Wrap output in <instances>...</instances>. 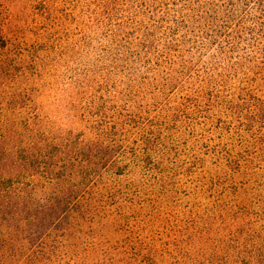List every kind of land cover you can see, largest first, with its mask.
I'll return each mask as SVG.
<instances>
[{"label":"trees","instance_id":"16d2710c","mask_svg":"<svg viewBox=\"0 0 264 264\" xmlns=\"http://www.w3.org/2000/svg\"><path fill=\"white\" fill-rule=\"evenodd\" d=\"M69 3L85 130L0 154V264H264V0Z\"/></svg>","mask_w":264,"mask_h":264},{"label":"rangeland","instance_id":"374dc122","mask_svg":"<svg viewBox=\"0 0 264 264\" xmlns=\"http://www.w3.org/2000/svg\"><path fill=\"white\" fill-rule=\"evenodd\" d=\"M0 14L6 41L0 75V154L11 170L22 156L66 133L85 130V121L80 120L81 94L71 75L76 31L69 0H0Z\"/></svg>","mask_w":264,"mask_h":264}]
</instances>
